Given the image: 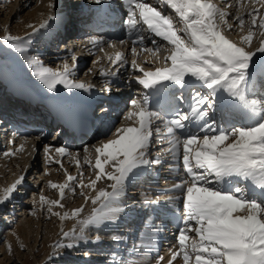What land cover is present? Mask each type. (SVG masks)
<instances>
[{"label": "snow or ice", "instance_id": "1", "mask_svg": "<svg viewBox=\"0 0 264 264\" xmlns=\"http://www.w3.org/2000/svg\"><path fill=\"white\" fill-rule=\"evenodd\" d=\"M92 2L99 5L104 0ZM254 2L264 8V0ZM123 3L127 5L123 24L127 34L134 37L130 49L133 56L138 54V49L159 51L157 37L171 46V52L164 57V67L146 70L135 59L131 61V66L139 72L136 82L150 90L129 102L126 118H136V126L116 128L112 133L114 139L93 146L94 165L88 148L84 149L85 163L96 170L95 178L87 185L81 180L77 187L96 190L98 181L107 180L111 182L108 185L111 190L100 188L90 198L95 207L88 217L79 221L80 238L89 225L116 221L117 214L123 211L118 204L126 185L141 171L160 164L166 157L172 162L171 170L179 164L185 173V178H180L169 189L180 195L167 198L179 200L183 207L176 250L167 264H173L178 257H182L183 264H264V39L255 51L248 50L254 29L258 27L264 36V16L260 15L259 8L247 14L249 28L238 44L223 34L228 14L213 0H163V4L157 6L148 0H123ZM49 7H54L51 0ZM165 8L178 19L166 14ZM235 18L243 31V15ZM47 24L46 20L39 28L29 27L35 34ZM227 27L235 30L232 25ZM146 34L152 35L154 49L145 45ZM0 39L10 43L17 53H25L16 43L19 38L11 33ZM101 42L102 38L98 37L90 40L94 47ZM257 52L261 53L259 63L254 59ZM72 59L78 58L73 56ZM109 59L113 64L126 62L121 52ZM28 66L38 69L33 74L50 91H55L58 84L85 91L94 87L71 78L75 64L65 62L62 70H54L32 58ZM172 88L179 95L169 94ZM201 88L207 92L198 90ZM185 90H188L187 97ZM258 90L261 98H255ZM153 97L158 99L150 104ZM180 102L187 103L186 110L178 107ZM217 109L231 110L232 122L222 126L212 119ZM101 111L106 113L108 109L101 108ZM165 143L167 146L160 147V154L154 156L152 145ZM50 148L45 145V152ZM55 152L60 157L70 154L64 146L56 147ZM54 162L63 167L61 160ZM76 163L79 166V159ZM106 165H110L111 170L106 169ZM24 178H18L6 192L11 195ZM76 179L67 176L68 182ZM49 184L59 190L61 199L69 187L67 182L49 181ZM72 191L75 193L76 188ZM7 199L5 196L4 200ZM40 202L41 205L47 202L50 212L52 205L63 207L60 200L47 201L44 195L40 196ZM82 210L83 206L73 209L71 217H79ZM53 214L61 220L69 218L67 212ZM70 235L77 236V233H63L64 237ZM99 240L97 236L95 241ZM74 246L64 245L66 248ZM163 259L159 257L157 264Z\"/></svg>", "mask_w": 264, "mask_h": 264}, {"label": "rangeland", "instance_id": "2", "mask_svg": "<svg viewBox=\"0 0 264 264\" xmlns=\"http://www.w3.org/2000/svg\"><path fill=\"white\" fill-rule=\"evenodd\" d=\"M49 2L50 0H0V38L11 33L13 37L19 38L16 43L18 46L23 47L26 53H17L14 48L11 47L10 43H5L0 39L1 63L9 65L18 72H24L25 75H30V77L36 79L37 83L40 80L33 73L37 72L38 69L30 68L28 66V61L30 59L35 58L39 62H42L44 66L54 70H62V66L65 62L69 65L75 64V70L71 77L72 79L82 81L85 84H97L100 88H108V86L111 85L110 73H114L118 69L121 72L120 69L123 67L122 64H113L109 59V57L114 59L117 52H124L127 54V64H125V67L123 68L124 72L127 70V72L123 74L127 79H130L131 76L136 77L139 75L138 70L131 66V61L133 59H135L137 64L143 66L146 70L155 68L158 64H166L164 57L170 55L171 46L168 45L167 42L159 40L160 38L158 37L156 40L158 42L160 41L159 51L154 50L148 52L147 50L139 51L138 49V54L135 57L130 51L132 45L130 46L129 43L121 44L120 42L100 43L95 47L90 44L88 45L89 47L83 46L80 53H77V49H67L70 42L59 41V38L57 37L51 41L52 44L47 43V45H44V41L43 43L34 46L33 41L35 44L38 43V40L35 41L34 39H39V36L48 35V33L45 32L53 27V22H55L56 18L55 14L59 11V9H57V11L53 13V10L48 7L50 4ZM60 2L63 4L71 3L74 5L73 3L77 2V0H60ZM213 3L226 11L228 14L226 16L227 25H232L235 29L230 30L227 25H225L222 29L223 34L228 39L238 44L240 43V37L246 34L249 28V17L247 14L254 8H259L260 15L264 16V8H260V4L254 2V0H213ZM33 12L38 16L40 15V17H44V20L37 26H35L36 22L34 21V18L31 19L30 17ZM167 14L173 16L174 20L178 19L170 9H167ZM237 15H243L245 19L243 31H241L235 18ZM50 17L55 18L49 19ZM46 20L48 21L47 26L35 34H33L31 28L25 35H19L20 28L29 27V25L39 28V26ZM66 21L71 24L68 19H66ZM254 32L255 35L251 46L248 48L249 51H255V49L260 46V41L264 39V36L261 35V30L258 27L254 29ZM146 35L147 39L151 40V34ZM151 45L152 43L148 45V49H154V46L152 45V47ZM48 46H51V48L47 49ZM73 56L78 59L73 61ZM53 57H55V60H50L49 62L48 60ZM254 59L259 63L261 53L257 52ZM145 61H151V63H146ZM81 65L85 72L82 76L78 74ZM92 70H96L98 73L100 83L96 80L92 81V77L88 76V73ZM101 72L105 74L102 75ZM56 89L62 90L63 85L58 84ZM141 92H143L142 87L135 85L132 91L133 95L129 96V100L123 111L118 112V108L114 109L113 106L111 107V114L108 115L111 117L113 125L111 130L107 133L109 134L107 135L109 139L115 138L112 133L116 128L123 126H136V118L127 119L126 113L130 108L129 102L134 98L142 96V94H140ZM120 101L125 103L123 98H121ZM2 106L4 107L3 103ZM33 138H42L40 140V145L37 144L38 142H35ZM13 140H6L5 137L0 138V150L4 152V155H6L5 153H9L6 155V157L8 156L6 159L0 157V201H2L0 202V264H136L133 262L136 258H134V256L144 253L143 245L140 243L141 241H138L136 238L134 239L130 229L133 224L132 222L136 217H133L132 221L130 220L128 222L129 224H120L112 229L110 226H107L108 228H106L105 224L89 225L85 227L83 238L81 239L79 236L81 228L79 217L69 220L70 223H68V229L70 228L69 232L74 231L77 233V236L70 235L69 237H64V220H61L60 216L53 214L60 213L63 215L67 212L70 216L73 209L81 206L85 207L87 202L86 196L89 197L92 190L87 187L81 189L77 187V185H79L81 180L87 185L91 179H94V169L91 168L89 170L90 172H85L84 170L80 175L79 172H76L71 176L76 177L77 179L68 182L66 180L68 170L72 173L75 171L72 161L76 160V157L73 153L68 154L66 158L64 156V165L62 163L63 167L54 162L55 159L53 156L57 153L53 148L54 144H49L55 140L54 134L43 135V133H25ZM47 144L51 146L50 151L52 152H45L44 146ZM59 145L64 146L61 143H59ZM153 146H155V144H153L152 147ZM152 147V154L159 149L158 147ZM68 150L69 152H72L71 149L68 148ZM30 155L31 157H29ZM49 157L53 159H50ZM28 159L30 165L23 173L22 171L24 170L25 162ZM92 159L93 158H91V160ZM82 160H84V158H82ZM91 162H93V160ZM21 176L25 177L22 184L11 195H8L7 200H3L2 196L5 193L4 191ZM49 181L57 184H63L66 182L69 184V187L65 189L62 199L59 190L51 188ZM151 182L152 180L148 176H145V178L142 177L136 181L133 188L125 190L126 192L124 191V194L121 197L123 198V201H125V205L123 204L120 206H127V210L136 209L137 205L140 206L139 204L142 203L143 197L151 193V190L148 188V186L151 185ZM73 188H76L75 193L72 191ZM81 192L84 194H81ZM41 195H44L47 198V201L60 200L63 207L52 205V211L50 212L48 210L50 205L47 202L41 205ZM155 195L156 194H154V196ZM122 198H120V200ZM146 212L148 213L150 210L147 209ZM132 216L133 215H131V217ZM27 222L32 225L30 231H27V242L21 240L10 242L9 235L16 229V227L20 225L24 227ZM97 236L100 237L98 242L95 241ZM69 243L74 244L75 246L71 248L64 247V245ZM2 248H5V250L3 251ZM132 257L133 261L131 260ZM166 258L168 259V257ZM166 258L164 259L167 260ZM162 263L164 262L162 261Z\"/></svg>", "mask_w": 264, "mask_h": 264}, {"label": "bare ground", "instance_id": "3", "mask_svg": "<svg viewBox=\"0 0 264 264\" xmlns=\"http://www.w3.org/2000/svg\"><path fill=\"white\" fill-rule=\"evenodd\" d=\"M148 2H150V3H152L154 6H157V5H162L163 4V2H162V0H159V1H152V0H148ZM50 3V2H49ZM51 3H53L54 4V7H49V5H48V7H49V9H52L53 10V13L54 12H56L57 11V9H61L63 6H64V4L63 3H61L60 2V0H51ZM79 5H80V7H82L83 5H85V3H80V0H79ZM166 9V8H165ZM50 11V10H49ZM114 11H115V9L112 7V9H111V14L113 15V14H115L114 13ZM242 14V13H241ZM64 16V15H63ZM63 16H62V18H63ZM31 19H33L34 18V21L36 22V25L35 26H37L39 23H41L43 20H44V17H40V15L38 16L35 12H33V13H31ZM57 18V19H56ZM56 18H55V22H53L54 24H53V27L51 28V29H49V31L47 30L45 33H48V35H50L51 33V36H50V41L48 42L47 40L44 42L43 41V36H39V39H34L35 41H37L38 43L37 44H35V42L33 41V45L35 46V45H38V44H41V43H43L44 45H47V43H50V44H52L51 43V41L52 40H54L56 37H57V32H56V26L58 27L60 24H61V20H60V16H59V11H58V13L56 14ZM66 28H68V30H72V27H70V24L69 23H67L66 24V21H65V25H64ZM31 28L30 27H23V28H20L19 29V35L20 34H22V35H25L26 34V32L28 31V30H30ZM126 36L128 37V38H130V36L126 33ZM75 37V36H74ZM49 39V38H48ZM150 40V39H149ZM160 40V39H159ZM81 41H83V39H81ZM65 42V41H64ZM160 42V41H159ZM73 44H74V40H73ZM89 44H91V43H87L86 44V46H88ZM145 45L146 46H148V45H150V42L149 41H147V40H145ZM82 46V45H81ZM152 46V45H151ZM46 47V46H45ZM89 47V46H88ZM153 47V46H152ZM48 48H51V46H48L47 47V49ZM147 48H149V46L147 47ZM151 48V47H150ZM74 49H77L78 51H77V53H80V51H82V47H80L79 46V43H78V45L76 46V47H74ZM48 51V50H47ZM45 52V51H44ZM149 52V51H148ZM148 54V53H147ZM50 60L51 61H54L55 60V57H53V58H50L48 61L50 62ZM83 64V63H82ZM84 69H83V67H82V65H81V67L79 68V71H78V74L79 75H81L82 76V74H84L85 72L83 71ZM83 72V73H82ZM127 72V70L125 71V72H120V71H118L117 72V75H114L115 77L116 76H119L120 77V83L118 84V86H123V91L121 92V94H123L124 92H125V90H127V88H128V90H127V93L125 94V96L124 97H122V98H127L129 95V88H130V90H131V88H134L135 87V85H138V83L136 82V80H135V77H132V78H130L129 80H127V79H124V77H123V73L125 74ZM130 73V72H129ZM88 76L89 77H92V80L93 81H95V80H97L98 82H99V75H98V73L96 72V70H92L91 72H89L88 73ZM129 76V75H128ZM11 77V76H10ZM2 78H4V79H6V77L3 75V73H2ZM102 78V77H101ZM38 80V79H37ZM7 83L9 84L8 85V87L10 88V87H12V85L10 84V79H8L7 80ZM34 85H35V87H38V88H41V89H47V87L41 82V81H39L38 83H37V81H36V79H34ZM109 85V84H108ZM203 89V88H202ZM199 90V89H198ZM206 92H207V89H204ZM251 98H253V97H250V99ZM255 98H261V92L260 91H257V93H256V96H255ZM2 103H5V101H4V99L2 100L1 98H0V106L1 107H3L2 106ZM117 103H119V100H117L114 104H113V106H117ZM7 105H6V103H5V105H4V107H6ZM124 106V104L123 105H120V107H119V110H120V112H121V109H122V107ZM218 110V112L216 111L215 112V114H214V116L212 117V119H215L216 121H217V123L218 124H220V125H222V126H227V124H229V123H231V120H230V118H228L229 120H226L227 118H225V120H223V121H220L219 119H217L216 117H217V114H219V113H222V109H217ZM62 114V113H61ZM109 115H110V113H109ZM249 123H250V121H249ZM79 125H83V121L82 120H80V122H79ZM113 125V124H112ZM123 127H125V126H123ZM111 128H112V126H111V124H109V125H106L104 128H102L101 130H99V131H94V132H92L89 136H87L86 138H83L82 140H78L77 142H73V141H71V140H69V139H67V138H64V137H61L60 136V138L56 135V130H57V128H54V127H52V126H48V128H44V129H36V130H31V131H29V133L31 134H38L39 132H41L42 131V133H44V134H53V133H55V140L53 141V142H50L49 144H54V149L56 148V147H61V145H59V143H61L62 145H64L65 147H67V149L69 148V149H71L72 150V152H69V153H73L74 155H75V157H76V160L77 159H79V166H77V163H76V160H73L72 161V164H73V166H74V168H75V171L72 173V172H70V170H68V174H67V176L68 175H74L76 172H79V175L80 174H82L83 173V171L85 170V172L86 171H88V172H90L89 170L91 169V168H93V167H90L88 164H86L85 163V160H82V158H84L85 157V152H84V149L87 147L88 148V156H89V158L91 159V158H93L92 160H93V162H92V164L94 165V163H95V156H96V153H95V151H94V148H93V146H99V144L101 143V142H103V141H106V140H108L109 138L107 137V135H109V134H107L108 132H109V130H111ZM2 129H3V131L5 132V138H6V140H13L14 139V136H15V134H18V133H20V130H15L14 131V133L12 132V133H10L9 134V132L10 131H7V128H4V127H2ZM22 136V135H21ZM24 137V136H23ZM42 137V136H41ZM44 138V137H43ZM34 139V141L36 142H38L37 144H39L40 145V140L42 139V138H40V139H38V138H33ZM14 141V140H13ZM19 141V140H18ZM57 142V143H56ZM56 143V144H55ZM48 145V144H47ZM167 145H165V147H166ZM153 148V147H152ZM155 151V150H154ZM50 152H52V151H50ZM4 152H2L1 150H0V157L1 158H7L6 157V155H4L3 154ZM72 154V155H73ZM78 154V155H77ZM54 155V154H53ZM52 155V156H53ZM155 155H158V152H155V154H154V156ZM2 156H4V157H2ZM65 156V158L68 156V155H64ZM64 156L63 157H60L58 154H56V155H54L53 156V158L56 160V159H59V160H61V163H63V165H64V162H63V158H64ZM29 157H31V155L29 156ZM28 157V158H29ZM37 157H38V155H37ZM70 157V156H69ZM74 157V158H75ZM0 158V159H1ZM52 158V159H53ZM30 159V158H29ZM29 159L28 160H26V162H25V165H24V170L22 171L23 173H24V171L26 170V169H28V166L30 165L29 163ZM163 159V158H162ZM91 160V161H92ZM162 163V162H161ZM158 164V165H154V167H155V171H152V168H153V166L152 167H150V168H148L147 170H145V171H141L138 175H136L134 178H132V180L126 185V187H125V190H128V189H130V188H133L134 187V184L136 183V181H138V179H140L141 177H143V175H145V173L147 172V171H150V173H153V177H156V169H159V168H162L163 167V170H162V172H169L168 173V176L167 177H164L163 178V180H165L166 181V183L168 184V185H170L171 187L169 188V189H171L172 188V185L174 184V183H177V182H179V179L180 178H185V173H184V175L183 176H181V174H179L178 172H179V170H178V166H176V168L174 169V170H171L170 169V164L172 163L171 162V160L170 161H168V162H163L162 164ZM89 168V169H88ZM88 169V170H87ZM94 169V168H93ZM106 169H108V170H111L110 169V165H106ZM67 171V170H66ZM94 171H96L95 169H94ZM22 173V174H23ZM94 176H95V174H94ZM144 178H145V176H144ZM150 178V177H149ZM154 179H156L157 180V178H154ZM67 180V179H66ZM73 183H75V182H73ZM83 183H85V182H83ZM111 182L110 181H107V180H101V181H98L97 182V186H96V190H92V193H91V195L89 196V199H87V202H86V204H85V207H83V210H82V212L80 213V215H79V221L80 220H82V219H84V218H86V217H88L89 216V214L91 213V211H92V209H93V207H95V205H93L92 204V202H91V197H94L95 195H96V191H98L100 188H107L109 191L111 190L109 187H108V185L110 184ZM156 184V186H154ZM74 186V185H73ZM160 186H161V183L159 184L158 182H154L153 183V189L155 190V193H158L157 195L159 196V197H162V196H164V195H170V194H173L174 195V197H177V196H179L180 195V193L178 192V191H170L169 189L168 190H166L164 193H163V190L160 188ZM5 193H4V195L2 196L3 197V200H4V197L5 196H8L9 194L6 192V190L4 191ZM126 192V191H125ZM79 193V192H78ZM77 193V194H78ZM150 194H152V192L150 193ZM150 194H148V195H150ZM147 195V196H148ZM122 198V197H121ZM123 203H125V201H123V198L119 201V204H118V206L119 207H121L120 205L122 204L123 205ZM178 203L180 204V206H182V203L178 200ZM155 205H152V206H150V215L148 216V217H146L147 218V220H146V218H145V220H146V222L144 223L143 221H144V215L142 216V214H143V212H144V210H145V208L147 209L149 206H146V203H143V204H139L140 206H138V209L136 210V209H132V210H127V208H125V207H121L122 209H123V211L122 212H120V213H118L117 214V219H116V221H114V222H105L104 224L106 225V228H108L107 226H110L111 227V229L112 228H115L116 226H118V225H122V224H124V223H126L127 221L129 222V220H131L133 217H131V215H133L134 213V215L136 216L137 214H138V216H137V218H136V220L133 222V224H132V226L130 227V229L132 228V234L136 231V229L138 228V230L136 231V239L138 238L139 240H142L144 243H148L147 244V246L145 247V251H144V253H141L140 255H137V256H134V258H135V261H133V257H132V261L133 262H135L136 264H157V260H158V258L159 257H156V251L158 250V245H159V243H160V241H161V234H163L164 233V231H163V229H161V226L160 225H157V224H153V222L155 221V220H157L158 218H155V215L156 214H159L160 216H159V218L162 220V222H165V223H170L169 221H168V219H167V217H166V215H164L163 213H165L166 211H164L163 209H164V207H165V205H163V204H160V202L158 203V202H156V203H154ZM125 205V204H124ZM168 208V207H167ZM170 209V208H169ZM160 211L162 212V213H160ZM142 217V221L139 223V219ZM71 219H73V217H71V215L69 216V218H67V219H64V229H63V231L64 232H69V229H68V227H69V225H68V223H70L69 222V220H71ZM159 219V220H160ZM132 221V220H131ZM1 224V223H0ZM129 224V223H128ZM112 225V226H111ZM21 226V225H20ZM20 226H18V227H16V229L9 235V240H10V242H16L17 240H21V241H23V242H27V239H28V234H27V231H30V229H31V227H32V225H31V223H29V222H27L25 225H24V227H20ZM104 226V225H103ZM147 228V229H146ZM103 229V228H102ZM148 230V231H147ZM73 231V230H72ZM128 231V230H127ZM130 231V230H129ZM71 232V231H70ZM170 232V234L169 235H171V236H169L168 238H164L165 240H167V244H168V246H167V249H170V251H175L176 250V245H177V233H178V229H173V231H169ZM127 235V234H126ZM191 235V234H190ZM118 237H120V236H118ZM130 237V236H129ZM124 238H126V237H124ZM137 239V240H138ZM124 240V239H123ZM128 241V240H127ZM138 242V241H137ZM136 242V243H137ZM128 243V242H127ZM141 243V242H140ZM122 244H124V243H122ZM162 244H166V243H164V242H162ZM131 245V244H130ZM141 245V244H140ZM143 245V244H142ZM125 246V245H124ZM128 247H131V246H128ZM2 250L4 251L5 250V248H2ZM127 250V249H126ZM129 250H131V249H129ZM133 252V251H132ZM165 257V256H164ZM169 258L171 259V256H168V259L167 260H165V259H163V262L164 263H162V262H160V264H167V262H168V260H169ZM173 264H183V260H182V257H178L175 261H173Z\"/></svg>", "mask_w": 264, "mask_h": 264}]
</instances>
